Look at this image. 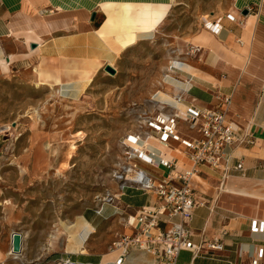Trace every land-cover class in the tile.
Segmentation results:
<instances>
[{
	"label": "crops",
	"instance_id": "0c3cea01",
	"mask_svg": "<svg viewBox=\"0 0 264 264\" xmlns=\"http://www.w3.org/2000/svg\"><path fill=\"white\" fill-rule=\"evenodd\" d=\"M168 3L169 0H0V70L30 69L40 85H69L84 90L88 86L84 79H92L129 48L120 49L114 35H101L107 21L102 6ZM203 19V24H215L219 31L216 34L203 25L189 37V43L202 51L180 68L191 86L182 94L183 101L173 106L180 112L188 106L213 108L216 92L230 96L228 119L255 137L256 143L227 148L221 169L204 167L192 180L191 189L204 205L193 211L188 224L191 241L199 244L224 232V248L199 257L181 251L176 264H252L257 250L264 249V229L253 230L254 225H264V0H231V8L224 15ZM148 34L151 33L137 32L135 44ZM3 60L8 66L1 64ZM175 86L174 97L182 93L179 88H188L186 83L176 81ZM163 98L172 99L169 95L160 99ZM171 107L172 103L168 105ZM143 133H149V129ZM177 134L181 139L196 137L183 122H179ZM169 144L165 149L149 141L142 148L152 156L161 154L176 160L178 170L183 171L189 166L185 150L178 142ZM238 165L241 170L235 169ZM139 167L153 171L143 163ZM117 198L114 205H102V218L95 223L82 216L83 231H66L70 241L57 255L30 260L23 250L12 264H115L122 254L121 250H111V244L121 235L134 234L128 219L133 224L142 207L155 203L152 193L134 188H127ZM105 221L111 224L108 231H97ZM84 234L89 235L86 241ZM154 263L152 255L137 249L128 251L122 261ZM260 264H264V256Z\"/></svg>",
	"mask_w": 264,
	"mask_h": 264
},
{
	"label": "rangeland",
	"instance_id": "374dc122",
	"mask_svg": "<svg viewBox=\"0 0 264 264\" xmlns=\"http://www.w3.org/2000/svg\"><path fill=\"white\" fill-rule=\"evenodd\" d=\"M230 8L231 0H174L156 31L112 64L115 75L101 69L84 90L40 85L30 69L0 70V264L17 258L13 233L26 258L53 257L70 241L66 231H83L82 216L102 218L94 211L119 193L113 173L126 139L147 131L159 107L171 110L157 101L174 97L170 63L187 64L203 18Z\"/></svg>",
	"mask_w": 264,
	"mask_h": 264
},
{
	"label": "built area",
	"instance_id": "2783aa9c",
	"mask_svg": "<svg viewBox=\"0 0 264 264\" xmlns=\"http://www.w3.org/2000/svg\"><path fill=\"white\" fill-rule=\"evenodd\" d=\"M238 23L241 25L242 21L239 20ZM204 26L216 34L219 31L215 24L205 23ZM201 51L200 47L189 44L185 56H197ZM177 61L186 64L182 60ZM169 70L176 76V82L186 83L188 88H179L182 93L173 97L174 104L172 103L170 112H165L164 107H159L161 111L157 117L148 122L149 133L126 139L124 163L113 173V178L118 183V195H123L127 188H134L152 193L155 197L154 205L144 206L138 211L133 224L129 223L128 219L127 224L134 227V234L121 235L111 244V250H121L122 254L115 264H122L127 252L136 249L152 255L155 258L154 264H176L181 251H189L194 257L222 252L224 232L199 244L191 241L192 233L188 224L193 217V211L204 205V202L196 197L190 184L204 167L221 169L227 148L234 145L253 146L256 143L255 137L228 119L230 96L216 92V104L213 108L188 106L183 112L177 110L173 105L183 101L182 94L189 90L191 82L184 70L171 65ZM179 122H183L196 137L179 138ZM149 141H154L165 149L169 148L170 141L178 142L187 154L189 166L179 171L176 160L163 158L161 154L152 156L147 149L142 148V144ZM139 163L149 166L153 171L141 169ZM223 169L226 173V167ZM235 169L241 170V165ZM158 171L162 173L159 174ZM117 199V195H109L105 204L114 205ZM94 212L101 215L102 206ZM175 219H178V222H175ZM262 229L264 225L253 226L254 231ZM262 256L264 249L257 250L256 256L251 260L252 264H260ZM55 264L72 263L58 261Z\"/></svg>",
	"mask_w": 264,
	"mask_h": 264
},
{
	"label": "bare ground",
	"instance_id": "6f19581e",
	"mask_svg": "<svg viewBox=\"0 0 264 264\" xmlns=\"http://www.w3.org/2000/svg\"><path fill=\"white\" fill-rule=\"evenodd\" d=\"M172 2H174V0H169L168 4L158 6H135L133 4H105L102 6V8L107 15V21L101 30V35L103 37H109L114 35L116 37L115 39H117L116 41L119 45V48L127 49L128 47H131L135 44L137 32L142 31L147 33H154L156 31V29L167 17ZM1 64L4 67L8 66V63L5 60H3ZM170 64L171 66H175L176 68H182L185 65L178 63L177 60H173V62H171ZM109 65L112 66L111 64ZM168 79H171L175 86V81H173V79L170 78L169 75L165 76V80L167 81ZM84 81L87 83V85H89L91 79H84ZM157 101L161 104L166 105L174 103L173 98L171 100L157 99ZM85 237L86 234L82 236V238L86 239ZM81 242L82 240L80 241V243Z\"/></svg>",
	"mask_w": 264,
	"mask_h": 264
},
{
	"label": "water",
	"instance_id": "95a60500",
	"mask_svg": "<svg viewBox=\"0 0 264 264\" xmlns=\"http://www.w3.org/2000/svg\"><path fill=\"white\" fill-rule=\"evenodd\" d=\"M243 15L247 14V11H244L242 13ZM92 18H94V15H92ZM32 49L35 48V45L31 46ZM103 71L107 73L110 76L115 75V69L111 67L110 65H105L103 68ZM22 243H23V236L20 233H13L11 235V242H10V254L13 256L18 257L22 253Z\"/></svg>",
	"mask_w": 264,
	"mask_h": 264
}]
</instances>
